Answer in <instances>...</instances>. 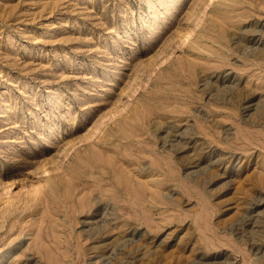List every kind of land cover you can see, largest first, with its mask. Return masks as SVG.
I'll use <instances>...</instances> for the list:
<instances>
[{
    "label": "rangeland",
    "instance_id": "obj_1",
    "mask_svg": "<svg viewBox=\"0 0 264 264\" xmlns=\"http://www.w3.org/2000/svg\"><path fill=\"white\" fill-rule=\"evenodd\" d=\"M263 257L264 0H0V264Z\"/></svg>",
    "mask_w": 264,
    "mask_h": 264
},
{
    "label": "bare ground",
    "instance_id": "obj_2",
    "mask_svg": "<svg viewBox=\"0 0 264 264\" xmlns=\"http://www.w3.org/2000/svg\"><path fill=\"white\" fill-rule=\"evenodd\" d=\"M256 43V42H255ZM251 45V44H250ZM253 47H254V45H253ZM255 49V48H254ZM260 106V105H259ZM174 136V135H173ZM177 139H178V137H177ZM236 169H237V167H236ZM236 171V170H235ZM226 172H227V170H226ZM262 201V200H261ZM105 208V207H104ZM106 210V209H105ZM102 215H103V212H102ZM106 215V214H105ZM250 217V216H249ZM94 221V220H93ZM110 227V226H109ZM99 233V232H98ZM100 235H102L101 233H100ZM127 240H129V239H127ZM134 241V240H133ZM142 240H140V242H141ZM136 243V242H135ZM142 244H143V242H141ZM139 246V245H138ZM139 248V247H138ZM141 250V249H140ZM259 253V252H258ZM112 258V257H111ZM264 258V257H263ZM260 259V258H259ZM103 260H104V258H103ZM261 260V259H260Z\"/></svg>",
    "mask_w": 264,
    "mask_h": 264
}]
</instances>
